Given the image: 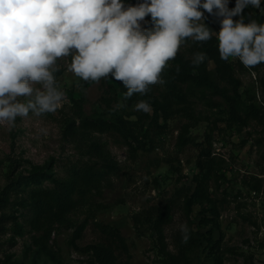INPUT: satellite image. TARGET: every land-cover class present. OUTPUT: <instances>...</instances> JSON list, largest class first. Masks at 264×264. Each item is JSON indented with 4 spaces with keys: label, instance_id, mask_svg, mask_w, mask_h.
I'll return each instance as SVG.
<instances>
[{
    "label": "rangeland",
    "instance_id": "1",
    "mask_svg": "<svg viewBox=\"0 0 264 264\" xmlns=\"http://www.w3.org/2000/svg\"><path fill=\"white\" fill-rule=\"evenodd\" d=\"M261 8H264V0H261ZM250 12H254V8ZM258 12L264 17V11L258 9ZM206 20L212 25L217 24L216 16L205 11L201 22ZM179 51L189 55V45L182 43ZM230 59L236 62L238 58ZM70 62L71 56L57 60L58 71L54 76L66 98L55 113L37 117L30 112L28 117H17L13 125L0 124V188L7 183L6 175L14 165L19 172L50 167L56 174H61L63 164L70 160L80 157L90 160L89 155H84L82 144L64 134V119L72 118L74 113L70 91L78 95L80 87V78L68 71ZM209 66L212 67L211 62ZM237 75L243 89L255 90L258 100L262 99L260 78H264V67L237 70ZM82 91L84 113L92 114L106 108L100 100L101 79L90 82ZM207 97L200 91L192 96V117L176 114L166 121L167 126L162 132L148 127L149 117L142 114L138 122L143 121L142 129L148 130L152 142L146 149L137 150L135 157L129 155L128 147L116 133H95V137L107 143L118 161L119 175L111 178L110 185L92 189L91 198L67 213V222L52 224L47 251L36 243L42 231L28 221L27 207L11 203L15 201V197H11L6 212L13 216L0 230V264H97L90 251L78 249L97 239L89 226L81 236L73 237L76 227L91 217L121 229L130 264H162L151 246L149 232L142 234L135 228L132 214L158 200L160 195L155 178L167 194L182 183L193 188L191 179L197 171L198 150L192 143L180 139L185 127L190 138L202 140L209 135L211 156L214 157L210 191L218 209L215 216L207 213L208 224H201L199 206L195 204L192 226L201 232L214 227L213 238L219 239L222 264H264V123L249 120L243 127L233 124L227 120L225 104L211 106L209 102L212 101ZM212 99L218 103L222 101L218 96ZM140 100L147 101L146 98ZM107 109L121 110V101L113 102ZM125 111L136 120L141 112L135 110V105H125ZM148 113L151 115L153 109ZM159 121L162 123V118ZM188 222L184 214H176L167 229L169 243H172V234ZM201 241L190 253L191 264H213L207 255L209 247L205 239L201 237Z\"/></svg>",
    "mask_w": 264,
    "mask_h": 264
},
{
    "label": "trees",
    "instance_id": "2",
    "mask_svg": "<svg viewBox=\"0 0 264 264\" xmlns=\"http://www.w3.org/2000/svg\"><path fill=\"white\" fill-rule=\"evenodd\" d=\"M140 2L142 0H123L125 6H134ZM235 3L236 0H229L228 7L234 8ZM250 9L253 7L249 6L243 10L245 23L254 19L264 21L258 9L254 8V12H250ZM219 19L216 17V25L210 24L207 20L205 25L211 31L219 32ZM233 19L238 20L239 17ZM141 24L143 28L150 29L152 27L150 15L145 17ZM183 43L189 45V55L178 51L176 57L168 62L161 73L164 83L149 86L145 95L136 93L131 98H126L127 89L122 82L111 76L101 78L103 91L100 100L106 108L92 114L84 113L82 110L85 100L82 89L92 81L80 79L78 95L70 91L74 113L72 118L64 119L66 122L64 134L79 141L85 148L84 155H89L90 160L82 157L70 160L63 164L61 174H56L50 167L19 172L17 165L12 166L6 175L7 183L0 188V230L4 229L5 221L13 216L6 212L11 203L27 207L28 221L34 228L42 231L36 243L47 251L52 224L67 222V213L91 198L92 189L97 190L104 184L110 185L111 178L119 175L118 161L107 147V143L95 137V133H116L128 147L129 155L135 157L137 150L146 149L148 143L152 142L148 130L142 129L143 121L141 124L138 122L142 114L149 117L148 127L162 132L167 126L166 121L174 115L192 117V96L197 95L199 91L203 97L208 96L207 100L212 101L209 102L211 106L225 104L227 120L233 124L243 127L249 120L264 123V78H260L263 97L258 100L255 90L242 88V81L237 75V70H258L264 67V63L246 68L239 59L236 62L230 58L227 61L222 60L215 35L207 42L187 38ZM197 52L206 53V59L198 66L192 64L193 56ZM210 62L212 67L209 66ZM214 96L220 97L222 101L215 102L212 99ZM141 98H146L153 113L149 115L141 111L137 120L132 119L125 111V105H135ZM119 100L121 110L107 109L113 102L118 103ZM159 118H162V123ZM186 131L185 127L180 139L184 143H192L198 150L195 160L197 171L191 179L193 188L192 185L182 183L167 194L162 189L159 179L155 178V187L158 188L160 195L158 200L133 213L132 222L140 233L149 232L151 246L162 264H191L190 253L192 254L193 248L202 243L201 237L209 247L207 255L211 257L213 264H222L219 239L213 238L214 227L201 232L192 226V209L195 204L199 206L201 224L210 222L207 213L213 216L218 214L210 191L214 171L211 142L207 138L209 135H206L205 139L196 140L187 136ZM45 181L48 183L45 184ZM215 181L217 184L218 180ZM13 196L15 201L9 203ZM178 212L184 214L186 221L187 219L189 221L187 223L189 239L186 243L183 242L184 233L177 230L172 234V243H169L167 229L174 222ZM87 226L97 239L82 248L78 247L79 250L90 251L97 264H130L127 243L119 227L91 217L76 227L73 237L81 236Z\"/></svg>",
    "mask_w": 264,
    "mask_h": 264
},
{
    "label": "clouds",
    "instance_id": "3",
    "mask_svg": "<svg viewBox=\"0 0 264 264\" xmlns=\"http://www.w3.org/2000/svg\"><path fill=\"white\" fill-rule=\"evenodd\" d=\"M228 2L0 0V124L57 111L66 98L54 76L63 57L71 56L68 71L83 81L111 76L122 82L126 98L163 84L162 71L187 38L207 42L215 35L222 60L238 58L246 68L264 63V23H245L243 16L249 6L264 11L261 0H236L231 9ZM205 11L220 18L219 32L201 22ZM149 15L152 27L145 29L141 22ZM205 59L206 53L197 52L192 64ZM135 110L152 109L140 100ZM181 230L186 243L187 226Z\"/></svg>",
    "mask_w": 264,
    "mask_h": 264
}]
</instances>
